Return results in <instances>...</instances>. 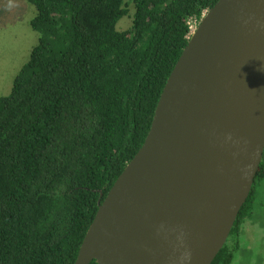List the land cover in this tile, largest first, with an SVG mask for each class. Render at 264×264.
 Here are the masks:
<instances>
[{
	"label": "trees",
	"instance_id": "trees-1",
	"mask_svg": "<svg viewBox=\"0 0 264 264\" xmlns=\"http://www.w3.org/2000/svg\"><path fill=\"white\" fill-rule=\"evenodd\" d=\"M26 1L38 43L0 97V264H74L145 141L189 22L218 0ZM125 17L129 29L118 30ZM263 180L264 153L211 264L233 263Z\"/></svg>",
	"mask_w": 264,
	"mask_h": 264
},
{
	"label": "water",
	"instance_id": "water-1",
	"mask_svg": "<svg viewBox=\"0 0 264 264\" xmlns=\"http://www.w3.org/2000/svg\"><path fill=\"white\" fill-rule=\"evenodd\" d=\"M264 0H218L162 90L145 141L74 264H211L264 152Z\"/></svg>",
	"mask_w": 264,
	"mask_h": 264
},
{
	"label": "rangeland",
	"instance_id": "rangeland-1",
	"mask_svg": "<svg viewBox=\"0 0 264 264\" xmlns=\"http://www.w3.org/2000/svg\"><path fill=\"white\" fill-rule=\"evenodd\" d=\"M35 14V7L26 0H0V97L10 94L15 77L38 43V34L30 27ZM130 25L131 19L125 17L117 29L125 31ZM255 191L254 213L244 225L232 264H264V180Z\"/></svg>",
	"mask_w": 264,
	"mask_h": 264
},
{
	"label": "built area",
	"instance_id": "built-area-1",
	"mask_svg": "<svg viewBox=\"0 0 264 264\" xmlns=\"http://www.w3.org/2000/svg\"><path fill=\"white\" fill-rule=\"evenodd\" d=\"M198 22L194 21V20H191L189 22V29H190V33H189V37H190V34L191 32H193V30L195 29V27L197 26Z\"/></svg>",
	"mask_w": 264,
	"mask_h": 264
},
{
	"label": "clouds",
	"instance_id": "clouds-1",
	"mask_svg": "<svg viewBox=\"0 0 264 264\" xmlns=\"http://www.w3.org/2000/svg\"><path fill=\"white\" fill-rule=\"evenodd\" d=\"M261 71H264V68L260 69Z\"/></svg>",
	"mask_w": 264,
	"mask_h": 264
},
{
	"label": "flooded vegetation",
	"instance_id": "flooded-vegetation-1",
	"mask_svg": "<svg viewBox=\"0 0 264 264\" xmlns=\"http://www.w3.org/2000/svg\"><path fill=\"white\" fill-rule=\"evenodd\" d=\"M264 153V152H263ZM262 159H263V157H262Z\"/></svg>",
	"mask_w": 264,
	"mask_h": 264
}]
</instances>
